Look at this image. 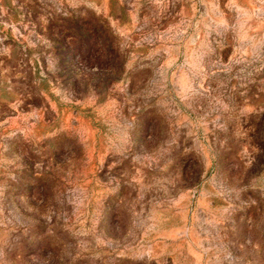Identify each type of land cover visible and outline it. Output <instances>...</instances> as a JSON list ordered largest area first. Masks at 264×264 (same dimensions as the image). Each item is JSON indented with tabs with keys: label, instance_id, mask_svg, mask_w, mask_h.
Wrapping results in <instances>:
<instances>
[{
	"label": "rangeland",
	"instance_id": "rangeland-1",
	"mask_svg": "<svg viewBox=\"0 0 264 264\" xmlns=\"http://www.w3.org/2000/svg\"><path fill=\"white\" fill-rule=\"evenodd\" d=\"M0 264H264V0H0Z\"/></svg>",
	"mask_w": 264,
	"mask_h": 264
}]
</instances>
